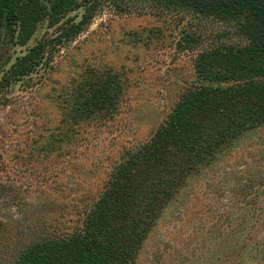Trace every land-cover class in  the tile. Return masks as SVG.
Segmentation results:
<instances>
[{
    "label": "trees",
    "instance_id": "1",
    "mask_svg": "<svg viewBox=\"0 0 264 264\" xmlns=\"http://www.w3.org/2000/svg\"><path fill=\"white\" fill-rule=\"evenodd\" d=\"M130 3L154 17L185 22L183 49L195 53V80L149 139L120 148L102 183L79 201L72 230L48 229L24 239L0 215V264H136L190 179L215 171L231 152L235 162L221 169L219 186L206 184L212 196L229 195L233 216L223 229L212 225L201 252L180 264H264V138L239 155L250 133L264 134V0H128L126 8ZM106 4L125 10L122 0H0V34L15 45L24 46L44 20L59 24L55 35L15 58L0 79V95L48 67ZM79 10L78 21L68 17ZM122 92L120 74H89L70 93L61 124L111 120ZM12 195L0 182V212Z\"/></svg>",
    "mask_w": 264,
    "mask_h": 264
},
{
    "label": "rangeland",
    "instance_id": "2",
    "mask_svg": "<svg viewBox=\"0 0 264 264\" xmlns=\"http://www.w3.org/2000/svg\"><path fill=\"white\" fill-rule=\"evenodd\" d=\"M122 1L125 10L103 5L48 67L0 95V182L13 190L12 202L0 215L10 220L12 234L27 239L43 230H72L79 201L102 183L120 148L149 139L181 90L195 80V53L183 49L185 22L169 15L154 17L131 3L126 8L128 0ZM81 13L68 17L78 21ZM58 26L40 22L24 46L0 34V79L17 56L44 36L55 35ZM102 70L122 76L123 92L113 118L61 124L70 93L83 78ZM259 137L264 134L250 133L239 155L246 156ZM230 156L217 172L215 166L190 179L144 242L136 264H180L182 257L201 252L212 225L225 227V218L233 216L229 195L212 196L206 183L219 186L221 169L235 162L233 152Z\"/></svg>",
    "mask_w": 264,
    "mask_h": 264
}]
</instances>
